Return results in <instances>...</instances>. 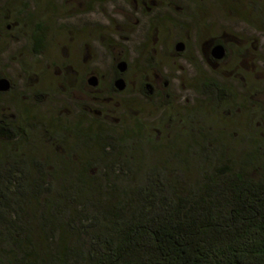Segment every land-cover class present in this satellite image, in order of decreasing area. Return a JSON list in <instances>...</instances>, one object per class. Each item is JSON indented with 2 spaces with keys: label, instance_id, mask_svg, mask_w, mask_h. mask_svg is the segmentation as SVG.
Returning a JSON list of instances; mask_svg holds the SVG:
<instances>
[{
  "label": "trees",
  "instance_id": "1",
  "mask_svg": "<svg viewBox=\"0 0 264 264\" xmlns=\"http://www.w3.org/2000/svg\"><path fill=\"white\" fill-rule=\"evenodd\" d=\"M11 1L14 15L36 17L39 0ZM34 27L41 54L46 33ZM117 66L115 80L125 78ZM203 87L216 102L235 98L216 78ZM110 90L121 93L115 81ZM258 111L264 117V97ZM30 120H0V264H264V168L255 158L237 168L220 138L196 130L200 141L158 163L145 129L82 124L47 129L64 155L43 158L30 146ZM253 129L264 137V126Z\"/></svg>",
  "mask_w": 264,
  "mask_h": 264
},
{
  "label": "rangeland",
  "instance_id": "2",
  "mask_svg": "<svg viewBox=\"0 0 264 264\" xmlns=\"http://www.w3.org/2000/svg\"><path fill=\"white\" fill-rule=\"evenodd\" d=\"M13 3L0 0V76L12 83L0 95V120L31 118L30 146L40 157L64 155L47 129L82 124L145 129L156 141L149 160L158 163L200 141L196 130L213 133L237 168L248 156L264 168L256 155L264 137L253 129L264 126V0H39L31 20L11 13ZM38 23L46 33L41 54L30 43ZM217 41L228 56L211 63ZM123 58L127 87L112 93ZM95 75L99 86L86 88ZM206 78L226 85L233 101L204 95Z\"/></svg>",
  "mask_w": 264,
  "mask_h": 264
},
{
  "label": "water",
  "instance_id": "3",
  "mask_svg": "<svg viewBox=\"0 0 264 264\" xmlns=\"http://www.w3.org/2000/svg\"><path fill=\"white\" fill-rule=\"evenodd\" d=\"M186 45L185 43L181 42L178 43L176 46V51L178 53H182L185 51ZM227 55V51L224 45H216L215 47H213L212 49V57L217 60V61H221L223 60ZM118 70L120 71L121 74H126V72L128 71L129 68V64L126 61H121L118 66H117ZM89 84L92 87H98L100 84V80L97 76H94L92 78H90L89 80ZM115 87L118 91L123 92L126 87H127V82L126 79L124 77H121L119 79H117L115 81ZM148 88L151 89V85H148ZM12 89V83L9 79L7 78H1L0 79V93H7Z\"/></svg>",
  "mask_w": 264,
  "mask_h": 264
},
{
  "label": "flooded vegetation",
  "instance_id": "4",
  "mask_svg": "<svg viewBox=\"0 0 264 264\" xmlns=\"http://www.w3.org/2000/svg\"><path fill=\"white\" fill-rule=\"evenodd\" d=\"M9 29H12V26H9ZM211 55H212V52H211ZM122 61V60H121ZM120 61V62H121ZM96 76V75H95ZM116 77H117V74H116ZM89 80H90V78L87 80V85H88V87H90L91 85L89 84ZM116 81V80H115ZM149 85V84H148ZM148 87V86H147ZM148 89H150V88H148ZM151 91H152V86H151ZM152 94V93H151Z\"/></svg>",
  "mask_w": 264,
  "mask_h": 264
}]
</instances>
